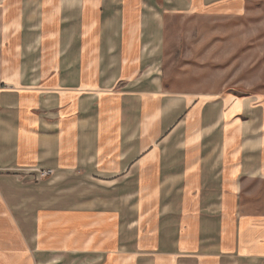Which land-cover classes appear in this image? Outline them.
I'll use <instances>...</instances> for the list:
<instances>
[{"label": "crops", "instance_id": "0c3cea01", "mask_svg": "<svg viewBox=\"0 0 264 264\" xmlns=\"http://www.w3.org/2000/svg\"><path fill=\"white\" fill-rule=\"evenodd\" d=\"M219 1L0 0V264H264V99L161 75Z\"/></svg>", "mask_w": 264, "mask_h": 264}, {"label": "rangeland", "instance_id": "374dc122", "mask_svg": "<svg viewBox=\"0 0 264 264\" xmlns=\"http://www.w3.org/2000/svg\"><path fill=\"white\" fill-rule=\"evenodd\" d=\"M163 13L166 90L264 99V0H220L210 10Z\"/></svg>", "mask_w": 264, "mask_h": 264}, {"label": "built area", "instance_id": "2783aa9c", "mask_svg": "<svg viewBox=\"0 0 264 264\" xmlns=\"http://www.w3.org/2000/svg\"><path fill=\"white\" fill-rule=\"evenodd\" d=\"M46 176H49V172H42L41 173V177H46Z\"/></svg>", "mask_w": 264, "mask_h": 264}]
</instances>
